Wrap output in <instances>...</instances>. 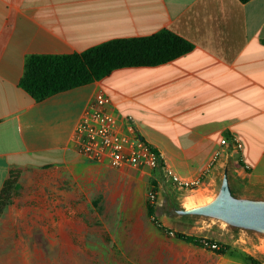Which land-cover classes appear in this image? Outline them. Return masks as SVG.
I'll list each match as a JSON object with an SVG mask.
<instances>
[{
  "label": "crops",
  "instance_id": "crops-1",
  "mask_svg": "<svg viewBox=\"0 0 264 264\" xmlns=\"http://www.w3.org/2000/svg\"><path fill=\"white\" fill-rule=\"evenodd\" d=\"M163 29L193 49L164 64L115 69L40 101L19 85L31 55L81 53ZM263 41L264 0H0V190L11 172L19 173V188L0 216V241L28 235L22 226L44 224L47 210L60 208L63 185L82 173L98 171L121 184L132 172L153 171L96 163L77 152L75 130L99 89L111 99L108 110L120 122L131 115L141 138L182 177L198 176L222 150L203 185L185 189L182 198L164 181L174 198L204 193L228 156L237 186L264 192ZM236 143L243 146L238 153Z\"/></svg>",
  "mask_w": 264,
  "mask_h": 264
},
{
  "label": "rangeland",
  "instance_id": "rangeland-1",
  "mask_svg": "<svg viewBox=\"0 0 264 264\" xmlns=\"http://www.w3.org/2000/svg\"><path fill=\"white\" fill-rule=\"evenodd\" d=\"M163 182L160 170L132 172L121 184L98 171L80 174L71 186L63 185L60 208L47 210L51 216L44 224L22 226L30 229L28 235L0 241V264H222L226 259L250 264L252 258L264 264L260 239L168 218ZM182 191L175 192L177 198ZM148 205L154 206V217L148 216ZM177 233L211 240L226 253L188 243Z\"/></svg>",
  "mask_w": 264,
  "mask_h": 264
},
{
  "label": "trees",
  "instance_id": "trees-1",
  "mask_svg": "<svg viewBox=\"0 0 264 264\" xmlns=\"http://www.w3.org/2000/svg\"><path fill=\"white\" fill-rule=\"evenodd\" d=\"M239 1L246 3L250 0ZM192 49L193 45L188 40L163 29L149 36L113 39L81 53L31 55L27 58L19 85L40 101L53 94L90 84L115 69L164 64ZM239 164L242 165V162L239 161ZM18 179L19 173L11 172L0 190V216L19 188ZM147 209L148 216L154 217V206L148 205ZM177 237L188 243L203 246V240L195 236L177 233ZM209 249L219 255L226 253L223 246L219 250ZM250 264L261 263L252 258Z\"/></svg>",
  "mask_w": 264,
  "mask_h": 264
},
{
  "label": "built area",
  "instance_id": "built-area-1",
  "mask_svg": "<svg viewBox=\"0 0 264 264\" xmlns=\"http://www.w3.org/2000/svg\"><path fill=\"white\" fill-rule=\"evenodd\" d=\"M110 103V97L99 89L86 105L73 137L79 155L88 161L110 163L116 167L159 169L163 180L179 189L194 191L203 185L209 171L219 161L222 150L214 153L198 176L182 177L162 160L155 148L141 138L132 116L122 115L120 122L108 110ZM221 143L225 146L226 139ZM234 146L237 153L243 147L239 143ZM150 199L152 202L155 200L154 194H151ZM202 243L213 250L222 247L209 240H203Z\"/></svg>",
  "mask_w": 264,
  "mask_h": 264
},
{
  "label": "water",
  "instance_id": "water-1",
  "mask_svg": "<svg viewBox=\"0 0 264 264\" xmlns=\"http://www.w3.org/2000/svg\"><path fill=\"white\" fill-rule=\"evenodd\" d=\"M163 184L168 218L216 226L264 243V192L242 190L237 186L230 156L213 185L198 197L178 201L165 182Z\"/></svg>",
  "mask_w": 264,
  "mask_h": 264
}]
</instances>
